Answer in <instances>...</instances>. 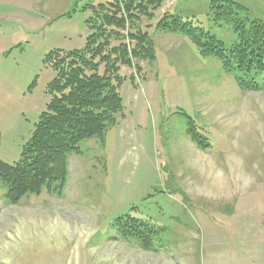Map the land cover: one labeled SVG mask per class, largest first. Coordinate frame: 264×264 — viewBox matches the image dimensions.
Returning a JSON list of instances; mask_svg holds the SVG:
<instances>
[{"label": "rangeland", "instance_id": "374dc122", "mask_svg": "<svg viewBox=\"0 0 264 264\" xmlns=\"http://www.w3.org/2000/svg\"><path fill=\"white\" fill-rule=\"evenodd\" d=\"M149 1L109 36L131 54L129 34L145 32L153 57L120 66L124 116L69 155L61 194L14 205L0 182V264H264V73H227L187 35L157 31L177 16L230 50L234 21L264 23V0H218L241 8L220 26L217 0ZM110 2L0 0V160H20L50 102L48 54L84 47L89 6ZM125 215L151 228L150 248L115 226Z\"/></svg>", "mask_w": 264, "mask_h": 264}, {"label": "trees", "instance_id": "16d2710c", "mask_svg": "<svg viewBox=\"0 0 264 264\" xmlns=\"http://www.w3.org/2000/svg\"><path fill=\"white\" fill-rule=\"evenodd\" d=\"M151 3L149 0H113L89 6L93 12L86 20L90 34L84 47L57 49L48 54L45 63L55 72L48 86L50 102L23 146L20 160L14 164L0 160V182L11 204L16 205L27 196L40 195L43 190L61 194L67 181L69 155L80 154L82 143L103 138L109 128L117 125L118 116H124L123 98L119 93L120 66L131 65L130 55L137 59L153 57V42L145 32L129 34L137 41L129 54L126 46L112 47L109 34L113 32L111 26H124L125 14L135 17V10L146 14ZM235 7L232 3L213 1L214 22L219 26L224 21L229 22L237 14L235 9H241ZM233 30L239 42L227 50L217 38L191 22H182L177 16H165L157 26V31L187 35L201 55L220 60L227 73H264V23L247 26L245 21L236 19ZM254 89L259 86L253 79L252 84L243 88L245 91ZM190 134L194 139L192 130ZM115 226L126 238H133L144 247L150 248L154 243L151 228L137 218L119 217Z\"/></svg>", "mask_w": 264, "mask_h": 264}]
</instances>
